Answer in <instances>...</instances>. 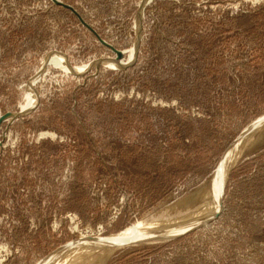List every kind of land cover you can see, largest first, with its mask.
Masks as SVG:
<instances>
[{
    "label": "rangeland",
    "instance_id": "rangeland-1",
    "mask_svg": "<svg viewBox=\"0 0 264 264\" xmlns=\"http://www.w3.org/2000/svg\"><path fill=\"white\" fill-rule=\"evenodd\" d=\"M61 1L123 58L54 0H0V264L195 206L264 116V0ZM256 133L205 224L76 264H264Z\"/></svg>",
    "mask_w": 264,
    "mask_h": 264
},
{
    "label": "bare ground",
    "instance_id": "bare-ground-1",
    "mask_svg": "<svg viewBox=\"0 0 264 264\" xmlns=\"http://www.w3.org/2000/svg\"><path fill=\"white\" fill-rule=\"evenodd\" d=\"M263 125L264 116L252 122L232 143L220 162L216 179L209 183L201 200L195 206L181 210L174 206L168 209L166 215L140 221L118 234L67 244L47 255L38 264H76L103 245L111 247L130 242L163 240L173 234H182L193 227L205 224L219 207L231 170L245 153L249 142L254 138L253 135L255 136L256 131ZM187 204L188 202H184V205Z\"/></svg>",
    "mask_w": 264,
    "mask_h": 264
},
{
    "label": "water",
    "instance_id": "water-1",
    "mask_svg": "<svg viewBox=\"0 0 264 264\" xmlns=\"http://www.w3.org/2000/svg\"><path fill=\"white\" fill-rule=\"evenodd\" d=\"M54 2H56V3H58V4H61V5H63V6H65V7H67V8H69V9H71L74 13H76V14L79 16V18L82 20V22H83L85 25H87L92 31L95 32V30H94V29H93L88 23H86V22L84 21V19L81 17V15L79 14V12H78L73 6H71V5H69V4H66V3H63L61 0H54ZM95 33H96V32H95ZM96 34H97V33H96ZM97 35H98V34H97ZM98 37L100 38L101 42H103L105 45H107V46H109L110 48H112V50L116 53L118 59L123 58V52H122L120 49H117V48L114 47L113 45L109 44L108 42H106L105 40H103L99 35H98ZM15 116H16V114L11 113V112H7V113L1 115V116H0V126H1V124H2L4 121H6L8 118L15 117Z\"/></svg>",
    "mask_w": 264,
    "mask_h": 264
}]
</instances>
